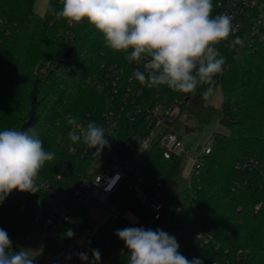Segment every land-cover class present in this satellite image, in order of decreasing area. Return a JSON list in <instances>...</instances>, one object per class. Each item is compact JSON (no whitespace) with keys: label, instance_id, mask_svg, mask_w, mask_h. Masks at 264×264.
I'll list each match as a JSON object with an SVG mask.
<instances>
[{"label":"trees","instance_id":"trees-1","mask_svg":"<svg viewBox=\"0 0 264 264\" xmlns=\"http://www.w3.org/2000/svg\"><path fill=\"white\" fill-rule=\"evenodd\" d=\"M36 1L0 0V17L9 30L0 37V131L34 128L45 150L56 154L55 160L42 168L40 181L43 184L61 176L62 183L70 185L82 176L90 177L95 150L78 142L76 151H69L68 132L73 126L65 118H77L82 127L89 122L103 126L104 112L112 109L118 113L122 104L111 91H100L93 78L102 73L103 65L110 64L129 74L135 62L129 64L124 52L106 47L102 34L86 20L72 24L57 19L52 10L62 8L61 0H50L43 15L35 12ZM216 15L220 12L213 5L212 16ZM215 47L228 64L221 80V106L216 110L219 124L227 130L211 134V152L203 158L191 187L171 196L163 193V216L158 225L152 223L147 229L173 235L180 215L178 206L189 205L190 219L201 226L210 224L217 240L194 258L203 264L215 260L221 264H264V42L239 57H234V47L224 41ZM127 81L124 77L123 85ZM203 92L200 86L195 94L167 86H144L136 101L152 106L180 99L181 113L191 96L207 102L208 98L202 99ZM177 126L180 128V122ZM151 131L148 124L134 123L122 115L117 131L122 157L133 158L139 141ZM180 158H164L160 145L153 144L139 169L144 186L152 188L158 183L164 189L177 173ZM15 192L18 203L29 204L41 195V189ZM67 203L75 211L69 230L79 234L90 219L77 200L68 198ZM10 211L11 205L0 203L1 218ZM126 227L134 224L112 212L94 235L102 253L115 264H127L128 249L115 235ZM239 251L245 257L238 258ZM44 255L35 256V264H45Z\"/></svg>","mask_w":264,"mask_h":264},{"label":"clouds","instance_id":"clouds-1","mask_svg":"<svg viewBox=\"0 0 264 264\" xmlns=\"http://www.w3.org/2000/svg\"><path fill=\"white\" fill-rule=\"evenodd\" d=\"M62 8L52 10L57 18L78 24L87 21L102 34L106 47L126 54L129 64L137 67L130 81L141 86H167L180 93L195 94L201 85L208 87L202 99L210 97L215 77L222 75L226 57L215 45L228 40L236 28L228 14L212 16V0H61ZM236 37L231 46L242 45ZM73 126L68 132L72 143L82 142L94 149V155L110 147L105 130L95 122L86 127L72 116L65 118ZM46 151L34 128L0 131V203L14 190L35 193L43 186L40 172L46 162L55 160ZM67 235L71 237L72 231ZM115 235L128 249L127 264H203L199 258L189 260L180 251L175 236L157 229L126 227ZM87 260L86 253H80ZM93 250L92 264L100 260ZM31 250L12 251L8 233L0 228V264H35Z\"/></svg>","mask_w":264,"mask_h":264},{"label":"built area","instance_id":"built-area-1","mask_svg":"<svg viewBox=\"0 0 264 264\" xmlns=\"http://www.w3.org/2000/svg\"><path fill=\"white\" fill-rule=\"evenodd\" d=\"M212 3L220 14H228L232 17V24L236 28L235 33L224 42L230 44L236 37L243 40L242 45L233 46L234 57H239L245 50L254 49L264 42V0H212ZM6 25L0 17V37L8 34ZM102 67V73L93 78L97 88L100 91H111L112 97L118 96L122 104L118 113H114L112 109L104 112L105 121L102 127L110 147H106L99 156L95 155L88 171L90 177L82 176L70 185L62 183L61 176L48 180L41 188V195L35 197V201L29 204L16 201L15 197L18 193L15 191L17 190L8 195L4 203L11 205L12 211L7 212L3 218L0 217V228L8 233L13 252L18 251V243L22 238L29 236L35 230H40L45 235V247L42 251L45 254V264H92L93 250H99L101 254L98 264H115L110 257L102 253L100 246L94 240V235L101 224L94 221L91 213L95 207L91 201L105 204L128 177L133 158L122 157V148L117 135L120 117L123 115L134 123L143 122L152 127L149 136L139 141L138 151L150 147L149 138L154 137V129L161 127L165 128L164 132L155 143L162 148L164 158L180 156L183 151L182 132L177 126L183 100L175 99L152 106H143L136 100L143 95L144 86L135 79L130 81L134 70L137 67L142 68V64L138 65L135 62L129 74L117 64ZM227 67L228 64L225 63L224 72ZM223 74L214 78L215 88L221 89ZM124 77L128 80L126 85H123ZM200 87L205 91L208 86ZM75 144L70 143V152L76 151ZM211 149L210 139L203 146L198 147L197 160L190 174L189 187L193 179L199 176L203 158L211 152ZM119 152H121L120 156ZM141 178L143 185L136 184L132 188L136 196L151 209L152 220L155 223L162 218L166 208L164 198L157 187L160 184L155 183L156 186L153 185L152 188L145 187L142 175ZM68 198L75 199L78 203L82 202L79 204L82 208H86L91 222L89 226L83 228L82 232L78 234V231L77 233L75 231L71 237L67 235V232L75 211L73 207L68 206ZM177 210L180 215L175 223L173 236L180 245L179 251L192 260L205 246L217 243L216 232L210 224L201 226L190 219L189 214L192 212L189 205L178 206ZM141 227L147 229L144 226ZM80 253L87 254L86 261L80 259ZM241 256L245 257L244 253L239 251L237 257L242 258ZM210 264L221 263L215 260Z\"/></svg>","mask_w":264,"mask_h":264},{"label":"rangeland","instance_id":"rangeland-1","mask_svg":"<svg viewBox=\"0 0 264 264\" xmlns=\"http://www.w3.org/2000/svg\"><path fill=\"white\" fill-rule=\"evenodd\" d=\"M49 1L37 0L34 8L35 12L38 15H43L46 12ZM221 102V89L215 88L213 94L208 97L207 102L205 101L203 103L200 98L191 96L186 109L181 113L179 112L183 151L180 155L178 171L169 185L164 189H161V186L157 185L161 196L164 197L163 193L171 196L180 189L188 188L190 185V174L197 160L198 147L203 146L209 141L213 132L227 130L218 122V113L216 110L221 106ZM164 129V127L154 129V137L149 138L150 147L135 153L130 165L128 177L118 191L105 204H98L91 201V204L95 207L91 214L97 224L104 223L108 214L112 212H116L131 220L134 227L144 226L148 228L153 223L151 209L136 196L132 187L136 184L143 185L139 171L140 166L152 145L155 144L158 137L164 132ZM83 210L86 212V208H83ZM44 247L45 235L40 230L33 231L18 243V251L22 249L31 250L36 256L44 251Z\"/></svg>","mask_w":264,"mask_h":264},{"label":"water","instance_id":"water-1","mask_svg":"<svg viewBox=\"0 0 264 264\" xmlns=\"http://www.w3.org/2000/svg\"><path fill=\"white\" fill-rule=\"evenodd\" d=\"M71 52H72V49H71V48H70V49H68L67 55H70V54H71ZM27 129H28V128H27ZM120 154H121V152H119V154H118V155L120 156ZM36 197H37V196H36ZM86 199H88V197H87ZM79 203H80V204H82V202H81V201H79ZM155 224H156V225H158V224H159V221H156V222H155Z\"/></svg>","mask_w":264,"mask_h":264}]
</instances>
